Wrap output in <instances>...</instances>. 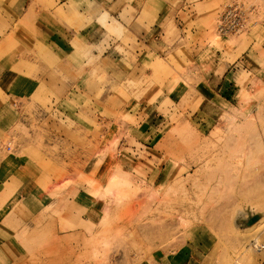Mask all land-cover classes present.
<instances>
[{"label": "crops", "instance_id": "1", "mask_svg": "<svg viewBox=\"0 0 264 264\" xmlns=\"http://www.w3.org/2000/svg\"><path fill=\"white\" fill-rule=\"evenodd\" d=\"M216 13L208 3L191 0H0V239L15 236L14 226L39 238L46 225L56 233L59 219L43 218L46 209L61 211L60 219L84 232H94L101 215L102 208L93 204L96 200L86 185L65 187L71 176L68 155L49 154L37 145V138L31 142L24 137L30 124L23 101L33 102L38 114H61L66 129L73 124L71 131L98 134L102 148L105 139L117 140V157L95 156L83 168V176H93L100 184L114 163L131 166L137 160L142 165L166 160L156 145L164 142L172 125H179L184 98L200 118L201 113L221 111L217 102L221 105L235 96L228 82L238 79L239 73L227 70L241 67L242 62L234 67L233 61L225 64L218 75L212 60L245 59L241 51L233 59L243 44H235L234 52L223 56L222 49L204 47L210 48L206 52L197 40ZM91 67L99 71L95 78ZM183 70L188 71L179 74ZM101 75L108 85H101ZM179 79L195 84L179 93ZM174 114L175 123L170 120ZM59 125L46 124L47 143L40 145L50 149L55 141L67 142L53 131ZM12 132L20 144L16 152L6 145ZM156 165L152 170H160L158 179L165 167ZM134 169L121 171L130 176ZM7 247L0 245V250ZM211 253L188 246L158 263L217 264L218 254Z\"/></svg>", "mask_w": 264, "mask_h": 264}, {"label": "rangeland", "instance_id": "2", "mask_svg": "<svg viewBox=\"0 0 264 264\" xmlns=\"http://www.w3.org/2000/svg\"><path fill=\"white\" fill-rule=\"evenodd\" d=\"M191 2L208 3L217 10L207 31L198 34L202 48L222 49L223 56H227L234 52L235 44H243L233 59L240 51L247 55L245 59L212 60L218 75L225 64L233 61L234 67L242 62L241 67L227 70L237 69L239 73L238 79L228 82L236 90L233 99H225L221 105L217 102L221 111H207L197 118L184 98L179 118L174 114L170 119L175 123L178 118L179 125H172L164 142L156 145L167 159H154V163L145 165L140 160L131 166L114 163L103 184L93 176H83V168L95 156L117 157V140L105 139L102 148L98 134L71 131L73 124L66 129L60 123L61 114H38L33 111V102L23 101V114L30 124L26 130L29 135L24 137L31 142L37 138V145L49 154L66 153L71 176L70 181L65 180V187L86 185L96 200L93 204L102 209L94 232H84L79 225L64 222L61 211L50 209L41 216L59 219L55 222L56 233L47 230L46 225L44 236L39 238L26 230L18 232L14 226L13 238L0 239V245L8 246L0 250V264H159L160 258L167 259L178 250L180 254L188 246L201 254H218L217 264H258L264 260V0H244L245 9L251 10L247 29L227 35L216 32V23L229 0ZM210 48L204 49L209 53ZM90 72L95 78L99 71L93 67ZM99 77L103 78L101 85L109 84L104 75ZM194 84L179 79V93ZM121 120L128 122L126 117ZM52 121L59 122L53 131L58 137L65 136L67 142L55 141L56 146L48 149L40 144L47 143L46 124ZM9 137L6 145L16 152L20 144L15 132ZM155 164L165 167L158 179L160 170H152ZM90 168L89 165L87 170ZM131 168L134 171L130 176L121 171ZM254 218L256 221L248 225Z\"/></svg>", "mask_w": 264, "mask_h": 264}, {"label": "built area", "instance_id": "3", "mask_svg": "<svg viewBox=\"0 0 264 264\" xmlns=\"http://www.w3.org/2000/svg\"><path fill=\"white\" fill-rule=\"evenodd\" d=\"M244 0H229L223 7L216 23V32L220 35L235 34L247 29L248 13Z\"/></svg>", "mask_w": 264, "mask_h": 264}, {"label": "water", "instance_id": "4", "mask_svg": "<svg viewBox=\"0 0 264 264\" xmlns=\"http://www.w3.org/2000/svg\"><path fill=\"white\" fill-rule=\"evenodd\" d=\"M255 221H256V218L251 219L248 225H251V224H252L253 222H255Z\"/></svg>", "mask_w": 264, "mask_h": 264}]
</instances>
